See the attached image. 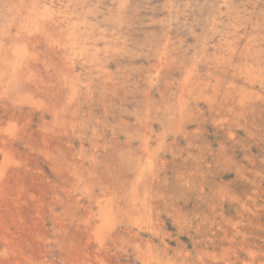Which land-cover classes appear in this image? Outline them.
<instances>
[{
	"label": "rangeland",
	"instance_id": "1",
	"mask_svg": "<svg viewBox=\"0 0 264 264\" xmlns=\"http://www.w3.org/2000/svg\"><path fill=\"white\" fill-rule=\"evenodd\" d=\"M0 264H264V0H0Z\"/></svg>",
	"mask_w": 264,
	"mask_h": 264
}]
</instances>
